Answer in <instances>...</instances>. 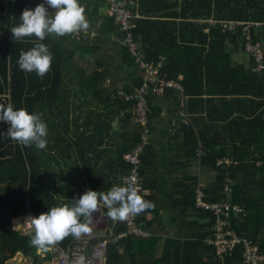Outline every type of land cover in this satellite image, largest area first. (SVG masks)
I'll list each match as a JSON object with an SVG mask.
<instances>
[{
    "label": "trees",
    "instance_id": "1",
    "mask_svg": "<svg viewBox=\"0 0 264 264\" xmlns=\"http://www.w3.org/2000/svg\"><path fill=\"white\" fill-rule=\"evenodd\" d=\"M79 3L89 13L88 29L98 36L82 42L46 36L42 43L53 60L41 78L20 71L17 64L21 51L34 47L37 38L15 43L10 31L23 10H34L36 4L0 0V105L40 114L47 125V146L37 150L8 138V125L0 122V264H18V256L25 262L19 264H48L49 255L42 257L30 247L32 236L15 230L12 221L70 204L86 190L106 193L123 186L132 167L123 157L141 143L143 127L133 114L136 101L112 95L140 88L143 71L123 37L112 38L118 31L113 17L95 24L102 5ZM149 5L159 8L152 11ZM134 14L133 38L146 60L158 63L165 57L160 77L178 82L184 91L182 96L166 89L159 97L150 89L149 143L140 157L143 198L154 208L139 214L138 224L149 233L154 225L149 217L169 210L175 234L166 239L152 230L150 237H113L106 264H243L242 245L220 257L208 243L216 217L196 206L199 184L207 203L241 209L231 212L229 227L264 255V71H254L252 58L248 65L234 60L244 53L239 30L223 33L209 24L211 19L264 24V0H138ZM260 35L264 38V26ZM165 107L172 112L165 114ZM171 153L174 161L169 162ZM160 161L178 164L165 176L168 180L159 174ZM198 162L213 173L212 183L189 173ZM98 210L107 217L104 206ZM113 224L107 217L106 225ZM113 230L117 235L124 227L116 224ZM75 240L69 236L57 245L68 249Z\"/></svg>",
    "mask_w": 264,
    "mask_h": 264
},
{
    "label": "built area",
    "instance_id": "2",
    "mask_svg": "<svg viewBox=\"0 0 264 264\" xmlns=\"http://www.w3.org/2000/svg\"><path fill=\"white\" fill-rule=\"evenodd\" d=\"M16 1V0H12ZM34 2L37 5L44 2V0H28ZM80 1V0H79ZM84 3L99 2L105 6L108 16L114 18L115 23L119 31L123 35V43L128 47V50L132 57L139 64V67L143 71V83L138 89L128 93L125 91H119L117 94H113L114 100H122L127 103L136 101V107L133 110L134 121L143 127L141 135V143L132 151L126 153L123 157L124 161L130 164L131 170L129 174L122 178V185L128 184L136 185L140 188V194L144 195L146 192L142 185V177L140 175L141 155L145 147L149 143V129L148 113L149 103L147 100L148 93L153 88L154 93L159 97L163 96L166 89H174L183 96V88L178 82L162 79L161 68L165 57H160L158 63L149 62L146 60V56L141 52L139 45L134 41L133 29L134 25L132 20L134 17L138 18V15L134 14L135 9L138 7V0H81ZM46 10L51 13L53 9L45 5ZM11 22L14 21L13 15H10ZM210 26H220L223 33H235L240 31L243 39L244 53L252 58L255 62L254 71L261 73L264 71V38L260 37V32L264 24L251 23V22H236V21H217L214 19L209 20ZM98 36L95 30H83L72 34H67L63 37L72 41L82 42L91 41ZM259 36L260 39H256ZM109 83V81H108ZM180 117L187 122L185 113L179 112ZM222 163V162H221ZM224 163L229 165V160H224ZM197 190L196 206L201 209L208 210L216 217V223L214 225V236L208 240L210 245L215 246L218 256H222L232 251L236 246L242 245L244 247L243 252V264H264V255L258 252V248L251 244L247 240H242L237 237L229 227L228 218L232 211L239 213L240 208L232 206L229 203H213L209 204L203 200L204 194L200 189ZM230 191V186L226 188ZM35 217L33 213H28L23 217H20L21 226L19 231L24 236H32L34 229L30 223H25V220L29 217ZM139 215H131L122 222H114L113 226L107 228L103 234L97 232H91L84 237L76 238V240L69 246L68 249H64L60 246L52 245L48 247L47 251L38 250V254L45 257L49 255L48 264H76L77 259L80 256L86 257V264H106L107 261V247L113 237L119 240L128 239L130 237H146V232L138 224ZM121 224L124 230L117 235L114 233V226Z\"/></svg>",
    "mask_w": 264,
    "mask_h": 264
},
{
    "label": "clouds",
    "instance_id": "3",
    "mask_svg": "<svg viewBox=\"0 0 264 264\" xmlns=\"http://www.w3.org/2000/svg\"><path fill=\"white\" fill-rule=\"evenodd\" d=\"M45 5L53 11L49 13ZM84 12L85 8L79 0H44L34 10L24 9L20 23L10 30L12 38L17 43L25 37L35 36L37 41L30 50L21 51L17 60L19 70L26 74L35 72L43 78L51 68L53 56L42 41L52 34L62 37L87 30L89 23ZM0 122L8 125L5 135L19 145L34 146L37 150L46 148L47 125L40 114H29L24 108L14 109L9 103L0 105ZM100 204L107 209V217L114 222L125 221L131 215H139L154 208L152 202L142 197L140 188L133 184L114 185L106 193L86 190L78 199L71 200L70 204L51 207L38 217L29 216L25 223H30L34 229L29 246L47 251L49 246L69 236L80 238L82 234L89 233L93 213L98 211ZM76 264H86V257L80 256Z\"/></svg>",
    "mask_w": 264,
    "mask_h": 264
},
{
    "label": "crops",
    "instance_id": "4",
    "mask_svg": "<svg viewBox=\"0 0 264 264\" xmlns=\"http://www.w3.org/2000/svg\"><path fill=\"white\" fill-rule=\"evenodd\" d=\"M84 3V2H83ZM167 5V4H166ZM1 7V6H0ZM157 6L156 5H149L147 8H149V9H151L152 11H154V9L156 8ZM146 8V7H145ZM157 8H159V7H157ZM155 11H158V9H156ZM170 12V11H169ZM154 13H156V12H154ZM88 12L86 11V12H84V15H85V17H87L86 19H88ZM99 16H95V19H94V21H95V24L96 25H99L103 20H104V17L105 16H108L107 15V12H106V9H105V6L104 5H102L101 6V8L99 9ZM159 14V13H158ZM4 15H2V13H1V10H0V28H1V17H3ZM151 16H152V14H151ZM154 16V15H153ZM156 16V15H155ZM152 18V17H151ZM5 27V26H4ZM123 37V35H122V33L119 31V29H118V31L115 33V34H113V36H112V38L113 39H121ZM35 41H37V40H35ZM122 41V40H121ZM234 60L235 61H238V62H240V63H244L245 65H248L249 64V62H250V57H248L246 54H244V53H242V54H238V55H235L234 56ZM172 110H173V108L172 107H165L164 108V113L165 114H167V113H171L172 112ZM159 138V137H158ZM156 140H159V143L161 142V139L159 138V139H156ZM155 140V141H156ZM169 147H173L172 145H169ZM163 150H165V148L163 149ZM169 152H171V151H169ZM167 155H168V153H167ZM167 161H169V162H172V161H174V158H173V156H172V153H171V155H169V157L166 159ZM163 163L161 164V161L159 162V164H158V168H159V174H160V176L162 177V176H166V175H169V174H172V171H175L174 170V168L178 165H175L174 167H172V165H169L168 163H166V162H164V161H162ZM189 173L192 175V176H196V177H198V179H199V181H201V182H204L205 184H210V183H212L213 181H214V175H213V173L212 172H209V171H207L206 169H204V168H202V166H201V164L198 162L196 165H194V166H192L191 168H190V170H189ZM165 179H166V177H165ZM159 180V179H158ZM166 180H168V178L166 179ZM158 183V182H157ZM159 183H160V181H159ZM201 184H199V186H200ZM199 188V187H198ZM103 206V204H101V207ZM168 210V209H167ZM171 215H172V213H170V211L168 210V211H162V212H160V214H159V216H155V217H149V220L151 221H153V227H152V229H151V232H152V230L153 231H156V233H157V235H155V236H158V237H161V238H171V237H173L174 236V234H175V231L173 230V228H172V226H171V221H170V217H171ZM103 217H106L100 210H98L97 212H95V213H93V222H92V224H94V223H97L98 222V220H100V221H102L103 220ZM19 224L20 226H21V221H20V219H16V220H14L13 221V224H14V226H16L15 224ZM105 223V229H104V231L107 229V228H109L107 225H106V222H104ZM91 224V225H92ZM91 225H90V227H91ZM13 226V227H14ZM15 229V228H14ZM20 229V228H19ZM19 229H17V231H19ZM16 230V229H15ZM151 232H147L146 233V237H150L151 235H153L154 236V232L153 233H151ZM89 233H91V231L89 232ZM89 233H87V234H89ZM87 234H82L81 235V237H84V236H86ZM22 258L21 260H23V257L22 256H19V258Z\"/></svg>",
    "mask_w": 264,
    "mask_h": 264
},
{
    "label": "rangeland",
    "instance_id": "5",
    "mask_svg": "<svg viewBox=\"0 0 264 264\" xmlns=\"http://www.w3.org/2000/svg\"><path fill=\"white\" fill-rule=\"evenodd\" d=\"M19 219V218H18ZM16 220V219H15ZM106 220H107V217H106ZM106 220H104V218H103V220L102 221H99L98 220V222L97 223H94V224H92L91 225V232H97L98 234H103L104 233V230H101V228H103V226H104V222H106ZM14 221V220H13ZM13 221H12V224H13ZM18 224V223H17ZM17 224H15L16 226H17ZM13 226H14V224H13ZM16 226H14L13 228H15L16 230L17 229H19L20 228V225L18 226V227H16ZM22 258L20 257L19 258V256L14 260V262H16V263H20L22 260H21ZM21 263H25V262H21Z\"/></svg>",
    "mask_w": 264,
    "mask_h": 264
},
{
    "label": "water",
    "instance_id": "6",
    "mask_svg": "<svg viewBox=\"0 0 264 264\" xmlns=\"http://www.w3.org/2000/svg\"><path fill=\"white\" fill-rule=\"evenodd\" d=\"M104 218V220H106V217H103ZM104 226H105V224H104ZM103 226V228H101V230H104L105 229V227Z\"/></svg>",
    "mask_w": 264,
    "mask_h": 264
}]
</instances>
